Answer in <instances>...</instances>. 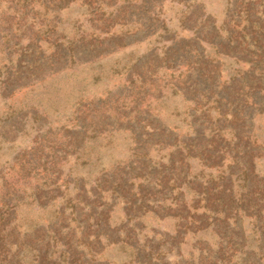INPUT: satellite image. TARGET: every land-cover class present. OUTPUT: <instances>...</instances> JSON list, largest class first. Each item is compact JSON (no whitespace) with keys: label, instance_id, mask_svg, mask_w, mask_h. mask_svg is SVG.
<instances>
[{"label":"trees","instance_id":"obj_1","mask_svg":"<svg viewBox=\"0 0 264 264\" xmlns=\"http://www.w3.org/2000/svg\"><path fill=\"white\" fill-rule=\"evenodd\" d=\"M223 1L217 15L197 0H0L2 99L149 41L133 65L144 94L159 100L165 88L187 103L175 112L183 125L150 103L120 108L119 120L78 113L65 129L71 169L88 163L86 139L100 128L132 139L126 162L93 177L71 170L58 182L55 155L37 158V147L13 157L14 172L1 164L0 264H264V0ZM167 4L179 7L174 19ZM74 5L84 20L62 18ZM14 115L0 117V155ZM39 208L45 222L28 216ZM146 216L175 219V228L147 231Z\"/></svg>","mask_w":264,"mask_h":264},{"label":"rangeland","instance_id":"obj_2","mask_svg":"<svg viewBox=\"0 0 264 264\" xmlns=\"http://www.w3.org/2000/svg\"><path fill=\"white\" fill-rule=\"evenodd\" d=\"M223 3V0H197L199 10L202 9L205 13L210 11L217 15L221 14L224 8ZM165 9L166 15L172 16L173 19L178 15L179 7L176 5L167 4ZM83 12V8L74 5L61 11L60 14L64 20L82 21L84 20ZM150 47H152L151 42L142 41L127 47L116 48L109 54L50 74L31 86L17 90L9 98L0 97V117L15 114L14 121L18 127L9 134L12 142H7L9 145L1 152L0 166L3 165V171L14 172L12 165L16 161L13 157H20L32 147H37L35 153L37 158L45 156L52 161L51 156L55 155L56 167L54 168L59 172L58 182L65 179L71 170L73 172L77 170L78 174L86 177H93L100 170L113 169L129 159L132 151V139L129 132L100 126L103 128H100L101 132L97 133V136L86 139L89 148L85 149L83 159H86L88 163L78 164L77 168L71 169L73 162L69 160L71 158L68 152L66 153L68 142L66 134L68 133L65 129L72 127L78 113L85 115L88 121L93 116L94 118L110 116L119 120L122 119L120 112L124 111L119 110L120 108L125 107V111H129L135 104L144 108L150 103L151 107L155 108L154 111H159L163 121L183 125L182 114H175V112H183L187 103L180 96L172 95L162 87V97L154 100L153 97L158 92L155 91L153 96L144 94L148 82L140 84L141 79L137 72L135 73L133 65L139 57L148 52ZM150 65L149 61L139 65L141 75ZM162 73V70L156 72L157 81L161 84ZM103 119L97 120L98 125L104 123ZM9 122L11 119L2 123L7 125ZM257 169L259 173H264V160L257 164ZM35 175L39 177L32 171L30 174L32 180H35ZM28 216L45 222L50 213L46 209L39 208L38 211L28 213ZM144 224L147 231L153 228L159 232H173L176 221L172 218L156 219L146 216Z\"/></svg>","mask_w":264,"mask_h":264}]
</instances>
